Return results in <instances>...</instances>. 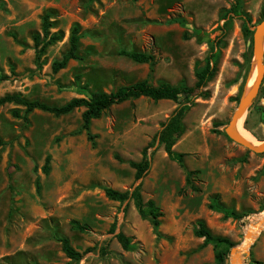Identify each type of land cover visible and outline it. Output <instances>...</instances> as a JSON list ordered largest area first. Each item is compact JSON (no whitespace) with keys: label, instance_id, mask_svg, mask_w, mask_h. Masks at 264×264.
I'll return each instance as SVG.
<instances>
[{"label":"rangeland","instance_id":"374dc122","mask_svg":"<svg viewBox=\"0 0 264 264\" xmlns=\"http://www.w3.org/2000/svg\"><path fill=\"white\" fill-rule=\"evenodd\" d=\"M232 2L0 0V97L19 93L62 105L142 79L190 87L195 64L220 37L216 73L200 90L204 95L194 96L184 132L176 138L174 149L185 154L182 164L169 159L157 140L149 144L186 101L183 95L177 102L138 97L112 105L92 120L90 137L82 129V107L55 116L37 109L24 115L23 106L0 105L5 142L0 147V264H216L213 245L194 235L199 220L214 235L240 245L246 225L264 211V153L247 150L224 131L255 78L252 33H242L241 18H222ZM242 11L252 31L264 19V0H242ZM46 12L49 32L61 38L36 59L32 36L42 35ZM74 23L82 58L53 72L51 63L68 49ZM119 49L149 52L152 63H136ZM259 107L264 109V76L239 121L253 140L264 141ZM145 147L150 167L134 181L129 161L140 160ZM137 184L143 200H154L162 212L156 230L132 200H112L104 192ZM213 201L247 216L226 217L209 207ZM117 232L129 238L128 249L117 241ZM60 237L81 258L67 257ZM231 248L220 247L223 264H229ZM242 264H264V228L254 235Z\"/></svg>","mask_w":264,"mask_h":264},{"label":"trees","instance_id":"16d2710c","mask_svg":"<svg viewBox=\"0 0 264 264\" xmlns=\"http://www.w3.org/2000/svg\"><path fill=\"white\" fill-rule=\"evenodd\" d=\"M50 12H46L42 16V35L34 33L32 36L33 47L35 50L36 59L44 52V50L54 42L61 38L59 32H49L52 27L50 21ZM239 17L242 19V33L248 37L252 33L250 23V17L242 11V0H233L229 8L223 11L222 18ZM186 37V34H185ZM80 40V28L77 23H74L69 33V46L68 49L62 54L59 59H55L51 63V69L53 72H57L65 68L70 60L81 59V55L78 53V46ZM220 37H217L213 41L210 53L202 60L195 64L194 76L195 82L193 86L172 85L168 82H160L158 84L151 83L148 79L138 80L132 83L123 84L117 87L115 90L104 91L95 90L90 91L88 97H73L62 105H52L37 99H28L19 93H7L0 97V105L6 103H12L15 105L24 107V115L33 111L34 109L51 113L55 116L65 115L71 112L75 108H83L82 118V129L86 131L88 137H90V124L93 119L100 117L106 110L112 105L122 103L127 100L136 99L138 97H147L154 101L167 99L177 102L179 97L183 95L186 101L183 104L176 106L171 112L167 120L162 123L161 128L156 132L149 145H152L154 140H157L163 146L165 153L168 158L182 164L184 153L178 152L174 149L176 138L178 134L184 132L183 119L188 110L194 104V96L204 95L200 91L205 87L206 83L211 80L216 73V51ZM119 55L125 56L136 63H152L153 56L149 52L145 51H133L119 49L117 51ZM83 89H87V85L84 84ZM258 112L261 120L264 122V109L259 107ZM12 114L19 117L18 110H13ZM4 140L0 136V147L4 145ZM145 147L141 152V158L138 161H129V165L134 169V181L141 179L146 175L150 167V157L146 152ZM49 156L45 157V164L43 171L46 172L48 168ZM193 171L187 172L186 182H189V175ZM36 189H39L38 179L36 180ZM104 192L107 198L123 202L125 200H132L139 215L148 219L154 230L160 224L159 218L162 216V212L159 207L155 204L154 200L148 199L143 200L140 192V184L136 186L120 191L111 187H105ZM209 207L222 212L226 217H232L240 219L247 214L238 213L234 209L224 206L222 203L213 201ZM77 224V223H76ZM78 227V225H77ZM194 235L199 238H203V244H212L214 247V259L216 264H223L224 262V251L220 247L225 249L231 248L232 243L228 238L214 235L209 228H207L203 221L197 222V227L194 229ZM115 237L123 249H128L130 240L122 232H117ZM62 251L65 255L71 259L81 258V253L75 250L69 240L66 237H60Z\"/></svg>","mask_w":264,"mask_h":264},{"label":"water","instance_id":"95a60500","mask_svg":"<svg viewBox=\"0 0 264 264\" xmlns=\"http://www.w3.org/2000/svg\"><path fill=\"white\" fill-rule=\"evenodd\" d=\"M252 57L255 64V78L251 86L241 96L235 110L231 114L224 131L235 143L243 146L254 153H264V141H250L246 139L237 128L238 122L242 119L253 99L259 91L264 76V19L252 29ZM255 226L264 228V218L259 219ZM251 232L245 231L244 238H249ZM249 246H233L230 249L229 264H242L248 254Z\"/></svg>","mask_w":264,"mask_h":264},{"label":"bare ground","instance_id":"6f19581e","mask_svg":"<svg viewBox=\"0 0 264 264\" xmlns=\"http://www.w3.org/2000/svg\"><path fill=\"white\" fill-rule=\"evenodd\" d=\"M240 122H238L237 124V128L239 129V131L241 132V134L248 140L250 141H254L246 132L242 131L240 128ZM264 218V211H262L260 214H258L257 216H255V218H253L247 225H246V231L249 230L251 232V236L249 238H244L242 240V242L240 243V247H245V246H249L250 243L253 241L254 235L259 232L261 229H263L262 227H257L255 226V223L261 219Z\"/></svg>","mask_w":264,"mask_h":264}]
</instances>
